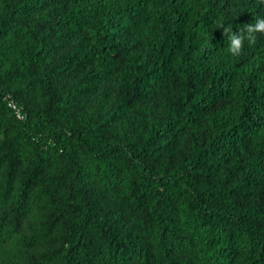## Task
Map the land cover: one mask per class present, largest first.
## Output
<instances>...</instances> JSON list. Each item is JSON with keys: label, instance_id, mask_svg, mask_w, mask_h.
Segmentation results:
<instances>
[{"label": "trees", "instance_id": "trees-1", "mask_svg": "<svg viewBox=\"0 0 264 264\" xmlns=\"http://www.w3.org/2000/svg\"><path fill=\"white\" fill-rule=\"evenodd\" d=\"M257 17L0 0V264H264V33L217 28Z\"/></svg>", "mask_w": 264, "mask_h": 264}, {"label": "clouds", "instance_id": "clouds-1", "mask_svg": "<svg viewBox=\"0 0 264 264\" xmlns=\"http://www.w3.org/2000/svg\"><path fill=\"white\" fill-rule=\"evenodd\" d=\"M223 27V34L228 41L227 51L232 55H238L244 47L245 41L253 44L256 41V33H264V17H257L255 23H246L242 29L236 32L219 23L217 28Z\"/></svg>", "mask_w": 264, "mask_h": 264}, {"label": "built area", "instance_id": "built-area-1", "mask_svg": "<svg viewBox=\"0 0 264 264\" xmlns=\"http://www.w3.org/2000/svg\"><path fill=\"white\" fill-rule=\"evenodd\" d=\"M9 105L12 106L13 108H15V104L13 102H9ZM17 116H20V113L19 112H16Z\"/></svg>", "mask_w": 264, "mask_h": 264}]
</instances>
